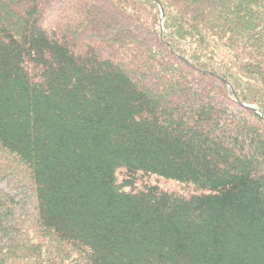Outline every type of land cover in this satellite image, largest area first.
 Instances as JSON below:
<instances>
[{"label":"trees","instance_id":"obj_1","mask_svg":"<svg viewBox=\"0 0 264 264\" xmlns=\"http://www.w3.org/2000/svg\"><path fill=\"white\" fill-rule=\"evenodd\" d=\"M2 183L0 264H264V0H0Z\"/></svg>","mask_w":264,"mask_h":264},{"label":"rangeland","instance_id":"obj_2","mask_svg":"<svg viewBox=\"0 0 264 264\" xmlns=\"http://www.w3.org/2000/svg\"><path fill=\"white\" fill-rule=\"evenodd\" d=\"M6 185H7L6 183H2V184H0V189L6 188ZM44 256H45V257H43L42 259L47 260V259H46L47 257H46L45 254H44Z\"/></svg>","mask_w":264,"mask_h":264},{"label":"water","instance_id":"obj_3","mask_svg":"<svg viewBox=\"0 0 264 264\" xmlns=\"http://www.w3.org/2000/svg\"><path fill=\"white\" fill-rule=\"evenodd\" d=\"M249 109H253V108L249 107Z\"/></svg>","mask_w":264,"mask_h":264}]
</instances>
